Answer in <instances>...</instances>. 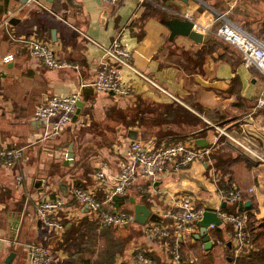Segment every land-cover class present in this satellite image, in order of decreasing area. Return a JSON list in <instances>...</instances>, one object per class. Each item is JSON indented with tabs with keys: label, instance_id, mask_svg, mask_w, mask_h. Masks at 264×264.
<instances>
[{
	"label": "crops",
	"instance_id": "0c3cea01",
	"mask_svg": "<svg viewBox=\"0 0 264 264\" xmlns=\"http://www.w3.org/2000/svg\"><path fill=\"white\" fill-rule=\"evenodd\" d=\"M237 1L48 0L50 9H46L21 0H0V145L24 148L15 165H0V183L12 188L7 202H0V264H30L25 242L53 244L57 239V231L37 215L40 198L62 194L66 199L59 211L63 219L89 213L87 205L74 197L73 185L111 200L110 190L131 138L159 146L180 139L199 144L196 140L203 137L211 151L178 170L170 164L153 181L140 178L129 189V200L113 209H134L133 197L152 211H161L182 194L194 196L205 207L222 206L214 177L226 170L224 176H231L244 189V210L250 213L252 224L264 221V161L244 152L215 127L218 124L237 133L245 126L264 151V105H255L264 89V74L256 66L246 65L241 51L214 31L223 20L219 14ZM174 15L193 19L195 27L203 31V39L198 42L187 34L171 38L164 19ZM7 16L9 22L5 23ZM52 28L56 29L55 39ZM117 32L131 49L132 63L138 69L122 68L123 79L134 87L133 94L125 97L94 88L75 120L59 133L44 137L46 125L34 117L35 107L52 94L77 90L94 78L102 49L85 33L109 43ZM26 36L46 40L61 57L78 62L80 69L39 62L30 54L23 40ZM9 52L14 57L4 62L3 56ZM42 144L59 146V151L72 145V162L62 163L64 154L48 160L40 150ZM102 164L108 173L104 182L95 174ZM60 181L66 182L63 190ZM251 185L254 190L248 191ZM223 207L232 209L233 204L226 202ZM11 212L16 226L9 220ZM161 221L169 219L162 216ZM133 225L140 233L132 245L146 248L168 264V240L151 239L143 234L141 223L134 221ZM198 230L195 222L184 231L183 256L203 264V257L211 253L209 264H214V248L218 242H231L232 225L222 221L208 228L213 241L210 248L195 236ZM229 247L232 249V242ZM11 250L15 253L7 260ZM53 253L64 256L62 249ZM55 264H59L56 259Z\"/></svg>",
	"mask_w": 264,
	"mask_h": 264
},
{
	"label": "built area",
	"instance_id": "2783aa9c",
	"mask_svg": "<svg viewBox=\"0 0 264 264\" xmlns=\"http://www.w3.org/2000/svg\"><path fill=\"white\" fill-rule=\"evenodd\" d=\"M139 1L142 2L143 0ZM23 3L31 4L37 8L50 9L48 0H26ZM222 16L223 14L220 13L219 17ZM222 18L223 20L214 30L216 35L235 45L241 51L246 65H254L264 74V39L233 20L227 17ZM4 22H9V16L4 19ZM85 35L100 46L102 54L96 66L94 78L91 81L83 82V84L91 83L97 90L112 92L119 96L128 97L132 95L134 87L123 79L122 68L128 66L137 71L138 69L132 63L131 49L120 38L119 32L115 34L109 43L100 42L86 33ZM23 40L28 45L32 57L39 62L50 67L69 66L80 69L78 62L61 57L46 40L36 36H26L23 37ZM13 57V53L9 52L3 56V61L7 62ZM81 87L64 94H52L47 100L35 107V118L45 117L47 120L51 119L44 128V137L59 133L65 125L72 121L73 114L77 108V101L83 96ZM255 105H264V89L257 98ZM215 127L244 152L264 161V151L259 148L256 135L252 136L251 130L247 129V127L241 126L242 128L237 133L227 130L226 127H221L218 124H215ZM210 151L211 146L203 147L190 140L180 139L168 144L154 146L141 138H131L126 145L120 169L110 190L108 198L111 200L101 199L89 188L79 185H73L72 191L74 197L80 203L87 205L89 214L97 220L99 227L111 224H125L135 220L134 213L122 208L113 209L115 195L127 194L129 189L140 178L155 180L161 173L169 169L170 164L174 170H178L194 160L205 158ZM23 153V146L0 145V165H15L21 159ZM105 168V165L102 164L95 170L97 178L102 182L108 179V173ZM21 178L22 175L18 174L17 179L20 180ZM214 178L218 180L219 176ZM253 190L254 185L248 187V191ZM217 193L221 202L236 203L244 197V189L234 181L222 185L218 184ZM65 203L66 199L64 196L56 194L42 197L36 204V212L40 221L45 225L52 226L58 235L65 228V223L59 213ZM205 208V206L197 204L194 196L182 194L170 206L163 208L161 211L154 210L161 216L167 217L169 219L168 222L147 219L141 223L142 232L151 239L168 240V264H193L195 262L194 257L185 258L183 256L181 239L184 231L193 227ZM215 209L223 222H228L232 225L231 242L235 254L248 252L253 244L251 229L248 226V222L251 219L250 213L246 210H228L221 204ZM216 226L218 225L211 222L208 228ZM13 240L15 241V239ZM24 245L28 251L30 264H55L54 251L49 243L30 240L25 242ZM128 264H158V259L153 254H150L146 248L137 245L131 250Z\"/></svg>",
	"mask_w": 264,
	"mask_h": 264
},
{
	"label": "trees",
	"instance_id": "16d2710c",
	"mask_svg": "<svg viewBox=\"0 0 264 264\" xmlns=\"http://www.w3.org/2000/svg\"><path fill=\"white\" fill-rule=\"evenodd\" d=\"M216 158L221 160L220 156H217ZM217 165H220V163L217 162ZM226 172H227L226 170H223V172L221 171L222 174L220 173L218 174L219 185L232 181L231 176L227 178L224 176ZM128 195H129L128 193L124 195H115L113 200V206L120 207L125 200L126 201L129 200ZM0 202H4V201L0 199ZM244 202L245 199L243 198L241 201L232 203L233 204L232 209H228V210H235V211L244 210L245 208H247L244 205ZM128 211L134 213V209H130ZM63 221L65 223V228L58 235L57 239L53 242V244H50L51 249L53 251H56L57 249H62V250H64L65 248L68 249L69 245H75V247L76 245H80L82 242H84V240H86L87 238L90 239V237L93 236V233L91 231L92 228H94L93 226H97V227L99 226L97 220L91 217L89 213H87L86 215L84 214L82 217L76 219L72 217L70 218L67 217L63 219ZM133 221H129L124 225L122 224L114 225L116 229H112V232H110V234L113 237H111L110 234L108 235V238L111 239V241L109 245L105 248V252L102 255L100 254L99 258H97V264H113L115 254L125 249L128 241H130L131 238L135 235L133 234L134 231L136 230L139 231L138 228H136L133 224H131L134 223ZM69 222L70 224H68ZM112 225L113 224L107 225L104 226L103 228H107ZM248 226L251 229V236L253 241L251 249L246 253L235 254L233 247L232 249H230L229 244L227 243L226 263L224 264H264V221H262L261 224H259L258 226H254L252 222L249 220ZM211 256H212L211 253H209L207 254V256L203 257L202 263L209 264V262L211 261L210 258ZM157 258H158V264H162V260L160 256H157ZM68 264H93V263H91L88 257H82L81 262L79 261L76 262L75 259L74 260L71 259V263ZM193 264H198V263L195 261Z\"/></svg>",
	"mask_w": 264,
	"mask_h": 264
},
{
	"label": "rangeland",
	"instance_id": "374dc122",
	"mask_svg": "<svg viewBox=\"0 0 264 264\" xmlns=\"http://www.w3.org/2000/svg\"><path fill=\"white\" fill-rule=\"evenodd\" d=\"M225 16H228L235 23L240 24L245 29L264 39V0H238L232 8H229L223 14L222 17ZM11 190L12 188H10L9 186L0 183V199L7 202V197L9 196V194H11ZM93 227L94 228H92L91 230L93 236H91L90 239L87 238L80 245H76V247L75 245H69L68 249L65 248L63 250V257H55L56 261L59 264H61V262H63L64 264H68L71 263V259H75L76 262H81L82 257H88L91 263L97 264V258H99L100 254L102 255L105 252V248L111 241V239L108 238V235L110 234V232H112V229H116V227H114V225L107 228L99 226ZM221 231L222 230H219V232ZM139 233L140 231H134L133 234L135 235L131 238L130 241H128L125 249L115 254L113 264H121L122 261H125L128 264L129 257H127L126 254L128 251L129 253H131L132 248L138 245H132V240L135 239V236H137ZM110 236L113 237L111 234ZM218 244L219 245L214 248L215 259L213 260V262L215 261L214 264H224L226 263L227 255L226 245L224 242H218Z\"/></svg>",
	"mask_w": 264,
	"mask_h": 264
},
{
	"label": "water",
	"instance_id": "95a60500",
	"mask_svg": "<svg viewBox=\"0 0 264 264\" xmlns=\"http://www.w3.org/2000/svg\"><path fill=\"white\" fill-rule=\"evenodd\" d=\"M26 0H21V2H25ZM164 23L168 25L170 28V37L173 38L177 34H187L196 41H201L203 39V31L197 29L194 24V20L190 17H182L178 15H174L171 17H167L164 19ZM56 29L52 28V35L53 39L56 38ZM82 93L83 96L78 99L77 101V108L73 114V120H75L81 110V107L86 99L89 98L90 94L94 91V85L91 83H86L82 85ZM42 125H46L47 119L45 117L39 119ZM205 139L203 137L198 138L196 142H198L201 146H206L207 141H204ZM40 150L45 154V157L52 161L57 157H60L61 154L65 155V159H63L62 163L67 164L69 162H72L74 157V152L72 151V145L69 144L68 149H61L59 151V146L52 147L51 145H41ZM47 155V156H46ZM59 185L61 189L63 190L66 187V182L60 181ZM65 193V191L63 192ZM131 200L134 202V218L135 221L138 223H143L147 219H155V220H162V216L158 214L155 211H152V209L144 202L135 201L133 197H131ZM246 203H249V201H246ZM226 201H223L222 206H225ZM14 212H11L10 222L16 226L17 219L13 217ZM196 222L199 224V230L195 233V236L197 238H201L204 241V245L206 248H210L213 244L212 239L210 238V234L208 232V226L211 222H214L215 224L219 225L222 223L221 216L217 213L215 208L206 207ZM229 245H231V242H228ZM15 253L14 250H11L10 253L7 256V260L12 257V255ZM122 264H127L125 261H122Z\"/></svg>",
	"mask_w": 264,
	"mask_h": 264
}]
</instances>
